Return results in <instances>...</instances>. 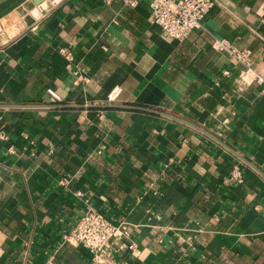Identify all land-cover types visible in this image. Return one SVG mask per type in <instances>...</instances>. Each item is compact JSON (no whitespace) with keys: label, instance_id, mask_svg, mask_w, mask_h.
I'll return each mask as SVG.
<instances>
[{"label":"crops","instance_id":"1","mask_svg":"<svg viewBox=\"0 0 264 264\" xmlns=\"http://www.w3.org/2000/svg\"><path fill=\"white\" fill-rule=\"evenodd\" d=\"M135 1L0 0V264H87L89 210L118 227L98 264H264V83L212 47L264 72V0L183 40Z\"/></svg>","mask_w":264,"mask_h":264},{"label":"built area","instance_id":"2","mask_svg":"<svg viewBox=\"0 0 264 264\" xmlns=\"http://www.w3.org/2000/svg\"><path fill=\"white\" fill-rule=\"evenodd\" d=\"M135 4V0H125ZM151 21L157 24L164 36L175 40H183L192 30L202 27V20L214 5L213 0H149ZM214 49L227 52L244 68L240 71L239 80L245 83H264V72L252 65L250 49L237 50L226 39L214 38ZM65 57L69 53L65 51ZM67 67L69 65L67 64ZM48 93L53 101H59L60 95L49 88ZM113 96L111 95L110 98ZM100 152V151H99ZM228 182H243V175L238 168H233L226 178ZM118 235V227L113 225L103 214L89 210L79 217L70 232L66 235L70 243H80L91 252V260L87 264H98L105 249L111 246ZM132 247V245H129Z\"/></svg>","mask_w":264,"mask_h":264},{"label":"water","instance_id":"3","mask_svg":"<svg viewBox=\"0 0 264 264\" xmlns=\"http://www.w3.org/2000/svg\"><path fill=\"white\" fill-rule=\"evenodd\" d=\"M41 1V0H40Z\"/></svg>","mask_w":264,"mask_h":264}]
</instances>
